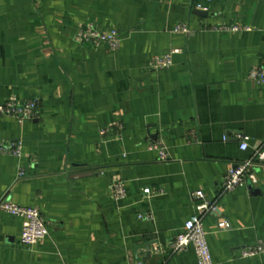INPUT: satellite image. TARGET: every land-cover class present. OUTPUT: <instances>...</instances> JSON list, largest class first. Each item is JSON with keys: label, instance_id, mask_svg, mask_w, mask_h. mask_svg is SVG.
<instances>
[{"label": "crops", "instance_id": "obj_1", "mask_svg": "<svg viewBox=\"0 0 264 264\" xmlns=\"http://www.w3.org/2000/svg\"><path fill=\"white\" fill-rule=\"evenodd\" d=\"M201 1L0 0V103L38 102L32 120L0 115V146L22 143L0 152V197L36 205L48 226L23 247L20 219L0 211V264H198L192 245L172 248L196 190L212 205L200 214L213 264H264V191L248 187H264V165L221 192L231 165L264 151V83L248 76L264 65V0ZM84 25L115 30L118 50L81 43ZM176 49L171 66L149 67Z\"/></svg>", "mask_w": 264, "mask_h": 264}, {"label": "built area", "instance_id": "obj_2", "mask_svg": "<svg viewBox=\"0 0 264 264\" xmlns=\"http://www.w3.org/2000/svg\"><path fill=\"white\" fill-rule=\"evenodd\" d=\"M210 0H203L195 3V8L207 10V5ZM220 31H238L240 28L237 26L231 27H218ZM175 32L189 31L188 27L183 24H178L174 27ZM77 36L81 43L88 44L92 47H99L105 45L110 51L116 52L120 45V35L111 30L108 33L97 31L93 25L81 26L77 31ZM178 50H171L169 52L154 55L150 57L148 64L151 69L158 70L164 69L172 65V54ZM249 78L257 83H264V65L254 66L248 74ZM38 114V102L36 99L21 100L15 97L9 98L0 103V115L12 116L17 118L20 122L34 119ZM119 130L120 126H114ZM102 135L107 133L106 129L101 130ZM116 136H119L117 134ZM248 147L247 137H241L239 149L245 150ZM158 149V148H157ZM0 152L10 153L15 156L22 154L21 141H12L8 145H1ZM159 158L165 160L168 153L164 147L158 149ZM255 163L264 165V151H260L253 159L237 161L231 165L221 184V192H228L234 190L236 187L245 183L246 180L255 181L252 173V167ZM264 167V166H263ZM24 173L19 169V176ZM144 197H149L155 194V191L150 187H145L142 190ZM111 195L115 199H123L125 197V188L123 181H116L111 190ZM193 198L197 200L195 203V212L186 219L182 228L175 235L173 250H185L187 246L192 245L197 256L198 264H213V258L206 239V230L201 221V212L211 210L212 205L205 198L201 190H196L192 193ZM0 211L7 213L12 217H16L21 221V232L19 234V245L31 248L41 241L48 234V226L45 221L41 210L36 205L23 206L17 205L4 197H0ZM139 218L147 219V215H138ZM263 247L259 242L256 246L242 249L243 257H254L261 253Z\"/></svg>", "mask_w": 264, "mask_h": 264}, {"label": "water", "instance_id": "obj_3", "mask_svg": "<svg viewBox=\"0 0 264 264\" xmlns=\"http://www.w3.org/2000/svg\"><path fill=\"white\" fill-rule=\"evenodd\" d=\"M261 173L264 175V167L261 168ZM250 182V181H249ZM249 189H250V193L251 194H254V195H257V194H260L262 191H264V187H261V188H255L253 186V184H249L248 185ZM144 247L146 248V250L148 251L147 252V256L150 255V252H149V244L147 245H144Z\"/></svg>", "mask_w": 264, "mask_h": 264}]
</instances>
